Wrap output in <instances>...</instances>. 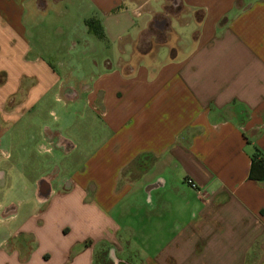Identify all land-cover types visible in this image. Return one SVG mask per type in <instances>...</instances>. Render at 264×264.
Returning <instances> with one entry per match:
<instances>
[{
    "label": "crops",
    "instance_id": "0c3cea01",
    "mask_svg": "<svg viewBox=\"0 0 264 264\" xmlns=\"http://www.w3.org/2000/svg\"><path fill=\"white\" fill-rule=\"evenodd\" d=\"M28 1L0 0V46L21 63L0 109L60 103L42 147L70 160L8 203L0 219H21L0 235V264H264V180L249 179L264 155V0H85L84 34L89 18L103 34L88 45L111 55L78 78L31 55Z\"/></svg>",
    "mask_w": 264,
    "mask_h": 264
},
{
    "label": "rangeland",
    "instance_id": "374dc122",
    "mask_svg": "<svg viewBox=\"0 0 264 264\" xmlns=\"http://www.w3.org/2000/svg\"><path fill=\"white\" fill-rule=\"evenodd\" d=\"M45 1L36 14L28 10L31 0L25 5L22 25L26 28L31 55H37L57 72L67 68L73 72L74 78H78L82 73L88 74L94 68L95 59L99 60L105 54L111 55L109 46L102 44L100 40H97L99 42L93 50L88 45L96 38L94 34H84L80 17L91 15L85 0ZM160 1H152L156 9H159L156 5ZM175 23L173 21L175 31L186 27ZM74 45L78 46L79 52L70 56ZM14 52L15 49L10 43L0 46V82L8 70L19 69L21 63L13 61ZM49 101L51 103L53 100L49 98ZM12 102H15L13 97L8 99L9 106ZM59 105L58 102H52L55 115L59 113ZM18 114L11 113L8 106L0 111V118L8 116V119L2 120L0 129V203L4 204L0 207V215L8 203L31 198V184L36 177L43 173H52L61 163L70 160L57 155L55 150L43 151L42 145L48 146L49 139L41 133L45 127L54 128V124L58 122L57 116L45 110ZM56 139L58 137H55V141ZM31 201L23 206L20 215L30 213L33 208ZM20 219L19 217L18 222L11 224H5L0 219V235L8 234L16 228Z\"/></svg>",
    "mask_w": 264,
    "mask_h": 264
},
{
    "label": "trees",
    "instance_id": "16d2710c",
    "mask_svg": "<svg viewBox=\"0 0 264 264\" xmlns=\"http://www.w3.org/2000/svg\"><path fill=\"white\" fill-rule=\"evenodd\" d=\"M85 24L90 32L97 37H102V27L98 20L89 18L85 20ZM249 179L261 181L264 180V155L258 150L251 157V165L249 170Z\"/></svg>",
    "mask_w": 264,
    "mask_h": 264
},
{
    "label": "water",
    "instance_id": "95a60500",
    "mask_svg": "<svg viewBox=\"0 0 264 264\" xmlns=\"http://www.w3.org/2000/svg\"><path fill=\"white\" fill-rule=\"evenodd\" d=\"M178 3H179V0H171V4L173 6L178 5ZM168 22H169V19H158V18H155V20H154V27L159 28L161 30H164L165 29V25Z\"/></svg>",
    "mask_w": 264,
    "mask_h": 264
},
{
    "label": "flooded vegetation",
    "instance_id": "af4514ba",
    "mask_svg": "<svg viewBox=\"0 0 264 264\" xmlns=\"http://www.w3.org/2000/svg\"><path fill=\"white\" fill-rule=\"evenodd\" d=\"M173 11H174V9L171 6H167L165 13L162 15L161 14L158 15V19H167V17H170L172 15ZM150 32L153 33V32H157V31L152 26L150 28ZM156 35H157L156 37H159V34H156Z\"/></svg>",
    "mask_w": 264,
    "mask_h": 264
},
{
    "label": "built area",
    "instance_id": "2783aa9c",
    "mask_svg": "<svg viewBox=\"0 0 264 264\" xmlns=\"http://www.w3.org/2000/svg\"><path fill=\"white\" fill-rule=\"evenodd\" d=\"M189 184L193 187L194 183L191 180H188Z\"/></svg>",
    "mask_w": 264,
    "mask_h": 264
}]
</instances>
